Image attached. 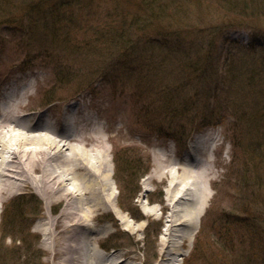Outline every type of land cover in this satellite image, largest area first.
<instances>
[{
  "label": "rangeland",
  "instance_id": "rangeland-1",
  "mask_svg": "<svg viewBox=\"0 0 264 264\" xmlns=\"http://www.w3.org/2000/svg\"><path fill=\"white\" fill-rule=\"evenodd\" d=\"M44 1L0 0V97L17 78L38 80L33 95L25 102L26 116L38 117L47 112L59 125L65 108L78 104L104 128L99 135L109 149L107 155L114 170L112 188L118 195L116 205L104 211L95 223L97 229L103 226L110 229L103 236L106 240L102 237L98 245L108 248L107 251H113L111 247H121L122 251L134 249L137 264L160 261L158 250L166 210L148 216L145 209L159 210L165 205L167 181L149 182V192L143 197V180L154 169L156 153L164 152L163 155L180 160L190 149V141L205 133L217 136L218 143L217 149L208 154L215 169L210 187L214 198L193 245L188 250L189 242L181 249L188 254L180 263L260 264L249 255L255 250L254 243H246V252L240 245L234 246L231 257L230 250H226L231 240L242 239L231 235V239L218 240L217 232L212 229L218 215L232 219L234 213L240 215L244 209L249 210L245 203L251 202L256 208L254 215L247 216L250 223L246 233L253 238L256 227L261 230L263 237L257 240L255 235L253 239L259 241L257 246L262 252L253 256L264 264V0H246L248 5L242 9L231 7L227 1L219 4L217 0H126L120 8L114 0H48L46 4ZM166 1L169 5L162 15L159 5ZM67 3L70 4L66 6ZM59 6H63L62 11H57L62 23H50L47 27L49 15L45 9ZM143 6L154 9L150 22L141 21L148 16ZM116 10L129 11L125 30L120 29L122 33L139 37L137 40L141 41L140 53L129 54L122 64L116 60L124 55L121 48L103 42L107 41L106 34L95 35L87 27L84 34V28H74L70 20L66 23L68 17L82 22L83 16L93 13L92 22L107 24L108 17L111 21L116 17ZM184 15L189 23H178V18L184 19ZM132 19L137 21L133 25ZM178 30L179 36H173ZM182 30L194 31L188 39L195 42L197 37L207 38L205 44L199 42V49H205L202 53L207 59L203 67H197L199 71L184 65L189 50L187 40L182 44L185 40ZM164 35L169 45L174 49L179 46L184 54L158 50V39ZM151 41L157 44L155 48L150 45V49L159 52L149 56ZM87 43L92 44L89 49ZM93 45L97 48L100 45L103 51L112 50L113 55L110 59L99 55L102 52L92 49ZM150 59L155 74L148 71ZM201 72L194 88L185 86L188 78ZM98 73H106V81ZM222 96L237 100L235 106L231 105L234 110L218 108ZM168 105L182 112L174 124L186 120V124L181 123L182 132L177 134L179 140L177 136L161 134L157 126H169L168 118L163 115ZM221 115H226L225 124L220 123ZM97 125L93 122L90 129ZM137 182L140 191L132 199ZM29 191L32 190L14 194L0 206V264H68L63 253L64 241L56 244L57 254L48 244L47 226L43 225L49 215L46 199L39 192ZM20 201L25 202L23 216L17 210ZM241 203L243 209L237 207ZM62 205L54 207L53 215L60 213ZM116 210L138 224L141 230L137 235L123 229ZM209 239L216 243V249L207 246Z\"/></svg>",
  "mask_w": 264,
  "mask_h": 264
},
{
  "label": "bare ground",
  "instance_id": "bare-ground-1",
  "mask_svg": "<svg viewBox=\"0 0 264 264\" xmlns=\"http://www.w3.org/2000/svg\"><path fill=\"white\" fill-rule=\"evenodd\" d=\"M37 82L17 78L0 97V206L25 189L39 192L49 208L43 223L47 226L48 244L57 254L56 244L64 241L63 253L68 264H137L134 249L122 251L121 247H111L113 251H107L108 248L98 245L110 229L108 226L97 229L95 223L104 211L116 205L118 195L112 188L114 170L107 155L109 149L99 135L104 128L78 104L65 108L59 125L47 112L38 117L26 116L25 102L33 95ZM93 122L97 126L91 130ZM217 147V136L204 133L190 141V149L180 160L165 156L164 152L155 154L154 169L143 180L142 196L149 192V182L167 181L165 205L159 210L145 209L148 216L166 210L157 264H181L188 254L181 249L190 242L189 250L196 234L202 231L204 214L214 198L210 187L215 169L208 154ZM204 158L208 159L205 164ZM61 203L60 213L53 215L54 207ZM245 206L250 209L243 210L244 214H240L243 217L234 213L232 219L227 216L223 219L218 215L212 227L218 240L231 239V235L242 239L231 243L235 247L240 245L244 252L248 251L244 248L246 243L250 244L247 218L255 214L256 208L251 202ZM115 213L124 230L138 234L141 228L136 222H131L120 210ZM209 240L207 246L216 249V243Z\"/></svg>",
  "mask_w": 264,
  "mask_h": 264
},
{
  "label": "trees",
  "instance_id": "trees-1",
  "mask_svg": "<svg viewBox=\"0 0 264 264\" xmlns=\"http://www.w3.org/2000/svg\"><path fill=\"white\" fill-rule=\"evenodd\" d=\"M48 0H45L44 1V3L46 4V2H47ZM72 0H70V2H71ZM115 1V3L118 5V7L120 8V7H122V2H124V1H126V0H114ZM128 1H130V0H128ZM162 1H164V0H162ZM202 1V0H201ZM223 1H227L228 2V4L231 6V7H235V8H239V9H242V8H246V6L248 5L247 4V1L246 0H243V1H241V0H237L236 2L235 1H233V0H217V2H219V4H221ZM245 1V2H244ZM113 2V1H112ZM144 3V2H143ZM64 4V3H63ZM70 3H67V5L66 6H68ZM74 3H72V5H73ZM125 4H127V3H125ZM147 4V3H146ZM161 4V3H160ZM50 6L52 5V4H49ZM65 5V4H64ZM96 5V4H95ZM148 5V4H147ZM166 5L168 6L169 5V2L168 1H166V2H162V4L161 5H159V7L161 8V12H160V14H162V13H165L166 11H167V8H166ZM35 6V5H34ZM33 6V7H34ZM142 6V5H141ZM62 8H63V6H59V7H56V8H53V9H45V14L46 15H49V17H47L46 19H48L47 21H46V24H47V27H49V25H51V24H54V25H57V24H60V23H62L60 20H59V18H58V13H57V11L59 10V11H62ZM142 8H144V9H147L148 7H146V6H143ZM152 11H151V10ZM150 9H147L148 10V16H145L144 18H142V20L141 21H145V22H150L151 20H149V18L151 17V15H153L154 14V9L153 8H150ZM120 10H116V11H114L115 12V15H116V17L111 21V18H107V16H105L106 18H107V20L105 21V22H107V24H101L100 23V21L98 22V21H96V20H94L93 22H96V24H94L93 22H92V20H93V13L91 14H87V15H85V16H83L82 18H81V21L82 22H74V21H72V19H71V17H68L67 18V20H66V23H67V21L68 20H70V22L72 23V25H73V27L74 28H84V31L82 30V33H86V29H85V27H87L88 29H90L92 32H95L96 34L95 35H98L99 33H104V34H106L105 35V39H107V41H103V42H105V43H108V44H113V45H115V46H119L120 48H121V52L120 53H123L124 55H122V56H120L119 58H117L116 60L117 61H119V63H121L122 64V62H125V60L130 56V55H133L134 53H137V54H139L140 52V46H141V41H139V40H137L139 37H136V38H134V36L132 35H130V34H125V33H122V31L120 30L121 28L122 29H124L125 30V27H126V25L125 24H127V15H128V12L126 13V11H124L125 13H122L121 11L119 12ZM170 11H168V13H169ZM69 14V13H68ZM163 15V14H162ZM133 20V19H132ZM140 21V22H141ZM85 22H87V23H89V22H92V24H87V23H85ZM137 21L136 20H133L132 22H131V24L133 25V24H135ZM177 22L178 23H180L181 22V24H184V23H189V21L187 20V18H186V16L184 15V19H180V18H178V20H177ZM51 23V24H50ZM131 24H129V25H131ZM69 25H71V24H69ZM137 25H139V24H137ZM118 27V28H117ZM133 28H135V26L133 27ZM139 29H143V27L142 26H140L139 25ZM79 30H81V29H79ZM123 30V31H124ZM110 32V33H109ZM177 32H179L180 33V31L178 30V31H176V32H174L172 35L174 36V34L175 35H178L179 36V34L177 33ZM182 32H184V34H183V36H184V38H185V40L183 41V43L182 44H184L185 43V41L187 40V50H189L188 51V55L186 56V58H185V60H187V62H186V64L184 63V65H185V67L186 68H190V69H195V68H197V67H203L204 65H205V63L207 62V59L205 58V56H204V54L202 53L205 49H199V45H200V43L199 42H201V41H203L204 42V44H205V42H206V40H207V38H204V37H197V39H198V41L197 42H195L194 40L192 41V40H190V39H188V36L192 33V34H195L194 33V31H192V30H182ZM109 33V34H108ZM169 36H171V35H169ZM160 42H159V47H158V50H159V48H164V50L165 51H167V53L168 54H172V53H177V54H179V53H181V54H184V50H181L180 48H179V46H178V48H173L171 45H169V43H168V38L164 35V38H162L161 40H160V38L158 39ZM118 42V43H117ZM188 42H190V44H188ZM179 43V42H178ZM87 44H90V43H87ZM156 42L154 43V41L152 42L151 41V43L149 44V46H148V48H149V51H150V54H149V56L150 55H152V54H154V53H158L159 51H157L156 49H150V45L153 47V48H155V46H156ZM210 44H211V40H210ZM92 44H90V45H85L88 49L90 48V46H91ZM100 45H98V48H97V45H93V47H92V49L94 48L97 52H99V53H101V54H99V55H102V56H104L105 57V55H106V57H108V59H110V57L113 55V52L114 51H110L109 52V50H101V48L99 47ZM86 47H84L85 49H86ZM91 49V50H92ZM92 52V51H91ZM110 53V54H109ZM130 54V55H129ZM97 55V54H96ZM124 57H125V59H124ZM107 62H110L109 60H107ZM111 64H112V61L110 62ZM109 63V64H110ZM231 63V62H230ZM235 64H233L232 66H234ZM156 70H157V68H156ZM197 71H199V69L197 68L196 69ZM148 71L150 72V73H157L156 71H155V65H154V62H152L151 61V59H150V63H149V67H148ZM205 71V70H204ZM203 72H201V73H199V74H197V76H193V77H190V78H188V81H187V83L185 84V86H191L192 88H194L195 87V85H196V82L198 81V80H200V76H201V74H202ZM92 75H95V72L92 74ZM98 75V77L99 78H103L104 79V81H106V73H98L97 74ZM135 75V74H134ZM229 81V83H230V81L231 80H229L228 78H226V80L225 81ZM196 90H198V89H196ZM199 94V93H198ZM51 101V99L48 101V102H50ZM173 101V100H172ZM221 102V104L220 105H218V108H225L227 111H231V110H234V106H235V103L237 102V100L236 99H231V98H229V97H227V96H222V99L220 100ZM175 103H176V100H175ZM223 104H225V105H223ZM231 105H234V106H231ZM233 109H232V108ZM220 108V109H221ZM166 111H167V113L166 112H164V116L166 117V118H168V123H167V125H169L168 127L166 126V125H164V126H162V125H159V124H157V126H159V131L161 132V134H163V135H165V136H168V135H170V136H177L176 137V139H178V136L179 135H177V134H179V133H181L182 132V130H183V128H182V124H186V120H184V121H181V122H179V124L178 125H176V124H174V123H177L176 122V117H178V116H180V115H182V112L178 109V110H176V111H174V110H172V107L170 106V105H168V107H167V109H165ZM163 113V112H162ZM181 113V114H180ZM185 115H187L186 113H184V115H183V117H185ZM191 117H189V119H190ZM225 120H226V115H221V118H220V123H223V124H225L226 122H225ZM187 122H188V120H187ZM182 123V124H181ZM176 127V129L175 130H173V128L172 127ZM164 127H166V128H164ZM179 140V139H178ZM142 177V176H141ZM134 193L133 194H131V197H132V195L134 196L132 199H136L135 198V196H138V194L137 193H139V185H138V182H137V185H135V188H134ZM24 201H26L25 200V197H24V199H23ZM24 205H25V202H19V205H17V210H19V215H21L22 214V216H23V210H24ZM27 205V204H26ZM8 219V218H7ZM256 233V232H255ZM257 236H259L260 238H262L263 237V234H261V230L260 229H258V231H257V234H256ZM255 236V234L253 235V238H255L254 237ZM248 238H250V237H248ZM252 237L250 238V244L252 245L253 243H254V245H256V247L255 248H253V249H255L253 252H250V256H251V258H252V260H254V262H255V260H256V263H258V262H260V264H262L263 262H261L262 260H260V261H258L254 256H253V254H255V253H257V252H262V249H260V246H257L258 245V243H259V241H257V244H255V242H254V239H253ZM231 250L232 251V253L234 252V245H232L231 244V246H230V248H227L226 250ZM232 255V254H231ZM261 258V257H260Z\"/></svg>",
  "mask_w": 264,
  "mask_h": 264
}]
</instances>
